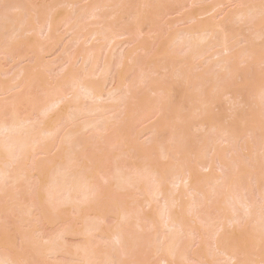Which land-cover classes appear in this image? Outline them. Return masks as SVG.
<instances>
[{
	"label": "bare ground",
	"instance_id": "6f19581e",
	"mask_svg": "<svg viewBox=\"0 0 264 264\" xmlns=\"http://www.w3.org/2000/svg\"><path fill=\"white\" fill-rule=\"evenodd\" d=\"M205 1L0 0V56H34L12 77L20 92L0 103V264H56L47 259L59 255L71 264H187L190 254L215 264L213 249L226 264H264V208L252 199L264 201V0H219L217 17L197 23L209 10L194 7L162 25L173 8ZM181 23L190 26L175 31ZM62 26L92 46L50 81L43 72L54 63L39 57L60 50ZM101 42L111 59L124 50L99 70ZM208 55L214 71L200 73ZM1 70L0 96L9 84ZM144 119L154 122L137 133ZM36 217L74 220L58 242L39 243L24 231ZM64 236L83 243L69 248Z\"/></svg>",
	"mask_w": 264,
	"mask_h": 264
},
{
	"label": "rangeland",
	"instance_id": "374dc122",
	"mask_svg": "<svg viewBox=\"0 0 264 264\" xmlns=\"http://www.w3.org/2000/svg\"><path fill=\"white\" fill-rule=\"evenodd\" d=\"M41 1H44V2H50V0H38V3L39 2H41ZM219 0H207V1H205V2H203V3H201V4H197V5H195V6H192L191 4H189V3H183V4H181V6H179V7H177V8H173L172 9V11L165 17V19L164 20H162L161 21V23H162V25L163 26H165L167 23H174V22H176V20H178L182 15H184V14H188L189 12H191V10L194 8V7H198V8H203V12H205L206 10L208 11L206 14H203L201 17H198L199 19H198V21H197V23H203L205 20H209V18H211V17H217V15L216 14H218L219 12V10H223L225 7H218V10L216 11V13L215 12H210V10L212 9V5L213 4H216L217 2H218ZM211 7V8H210ZM206 9V10H205ZM65 11V10H64ZM67 11H70V9H67ZM66 12V11H65ZM100 12V11H99ZM210 12V13H209ZM226 12H227V10H226ZM225 12V13H226ZM223 18V15H219L218 16V20H221ZM188 26H190V25H188V23H186V24H178L177 25V27L175 28V31H179V32H181V31H185L187 28H188ZM66 29H64V27L62 26V27H60L59 28V32H58V34L60 35V34H63V35H60L61 37H60V39H61V41H60V39H59V41H60V45H59V51L56 53L55 51V53L54 52H52L51 54L50 53H41L42 54V56L41 57H39L40 59H42L43 60V62H46L47 64H49V63H54V64H52V65H54V67H53V70L48 74V72H49V70L47 71V73L46 72H43V70H41L43 73H45L46 74V76H50V81H52L53 80V78H56L57 77V79H58V76H60V75H67V73H61V71H62V69H61V67H62V65L64 66V64L66 65L67 63V61H68V59L69 58H71V57H74L76 54H79L80 53V51H83L84 50V48L85 49H88V48H91V46H92V43L91 44H87V43H85V42H83V41H81V43L79 44L78 43V45H76V42H75V39H74V36L71 34V33H68V34H65L64 33V31H65ZM57 34V35H58ZM33 36V34H29L28 35V37H32ZM59 38V37H58ZM144 37H142V39H143ZM124 39V37L123 38H121L120 40H119V44H120V42H122V41H124L123 40ZM145 39H147V38H145ZM144 39V40H145ZM149 39H150V37H149ZM125 40H126V38H125ZM239 40V39H238ZM43 42H44V40H42ZM149 41V40H148ZM260 41H262V40H260ZM100 42V41H99ZM168 42H169V39H168ZM97 43V42H96ZM96 43H94V44H96ZM102 43V45L100 46V44ZM101 43H99V57H98V68L100 67L101 68V66H102V64H103V62L104 61H107L106 59L107 58H109L113 53H114V50H113V53H110L111 52V50H110V52H108L107 53V51L109 50V47L108 48H106V45H103V42H101ZM122 43H124V42H122ZM245 43L246 42H244L243 41V39H241V44L239 45L240 47H239V49H242L244 46H245ZM163 44V43H162ZM97 45V44H96ZM95 45V46H96ZM97 47H98V45H97ZM124 48L123 46H118L117 47V49L115 48V55L116 56H114L115 58H113L112 57V59H111V57H110V59L111 60H113L114 62L117 60H119V59H117V57L118 56H121V54L119 55V53L121 52V49L122 48ZM163 47V46H162ZM159 48H161V46L159 47ZM131 49V48H130ZM58 50V49H57ZM56 50V51H57ZM122 50H124V49H122ZM159 50L160 49H158L157 51H156V53L157 52H159ZM179 50V49H178ZM79 52V53H78ZM122 53V52H121ZM107 54L109 55V54H111V55H109L107 58H106V56H107ZM140 54V52L138 53V55ZM113 56V55H112ZM77 57V56H76ZM122 57V56H121ZM209 58V55L208 56H206V57H204V58H202L201 59V62L203 63V65H202V68L201 69H199V72L200 73H203V74H207V73H210V72H213L214 70L212 69V62H214V61H212L213 59L215 60V58H212L211 59V61H210V59H208ZM80 58H78V60H79ZM109 59V60H110ZM217 59V58H216ZM108 60V61H109ZM33 61H34V56L33 55H31V56H27V58L26 59H21V58H18L17 57V55H15V57H10V56H0V68L3 70H1L4 74H3V77H2V79L5 77V78H7V80H8V83L9 84H7V86H8V91L6 92V94H4V95H2V96H0V103H5V102H8L11 98H12V96L13 95H15V94H17V93H19L20 92V88H18L17 87V85L16 84H18V82L20 81L19 80V78H18V82L16 83V79L14 80L12 77L13 76H17V73H20V70L22 69V68H24V67H27V68H30L31 66H32V64H33ZM82 61H84L83 59H82ZM82 61L79 63L78 61V65H77V63H76V65H77V67H81L83 64H81L82 63ZM112 61V62H113ZM217 61V60H216ZM84 63V62H83ZM116 63V62H115ZM81 64V65H80ZM88 64H90V62H87V65ZM117 64V63H116ZM80 65V66H79ZM115 65V64H114ZM89 66V65H88ZM85 68L87 67V66H84ZM83 66H82V68H79L78 69V71H80L81 70V73H82V69L84 68ZM115 67V66H114ZM261 67H263V65L261 66ZM26 68V69H27ZM63 68V67H62ZM84 68V69H85ZM89 68V67H88ZM100 68H99V70H100ZM104 68V67H103ZM25 69V68H24ZM52 69V68H51ZM97 69V66H96V68H95V70ZM114 69V68H113ZM113 69H112V71H113ZM40 71V72H41ZM45 71V70H44ZM95 73H96V71H94ZM98 72V71H97ZM100 72V71H99ZM98 72V73H99ZM114 72V71H113ZM83 74V73H82ZM2 75V74H1ZM112 75H115V73L114 74H112ZM110 76L109 75V78H110V80L113 78V76ZM15 76V77H16ZM158 75H155L154 77L156 78ZM10 77V79L11 80H9L8 78ZM112 77V78H111ZM60 78V77H59ZM96 77H94V79H95ZM61 79V78H60ZM97 79H100V78H97ZM12 80H14L13 82H12ZM55 80V79H54ZM59 80V79H58ZM9 81H11V82H9ZM107 83H109L110 84V82H107ZM106 83V84H107ZM4 85H6V83L4 84ZM15 85H16V87H15ZM108 85V84H107ZM112 85H114V83L112 84ZM116 85V84H115ZM105 87V86H104ZM110 87V86H109ZM109 87H108V90H109ZM112 87L113 86H111L110 88L112 89ZM115 87V86H114ZM113 87V88H114ZM110 89V90H111ZM41 93H39V92H36V95H40ZM118 94V96H119V93H117ZM226 98V101H227V99L229 98H227V97H225ZM224 98V99H225ZM87 101V100H86ZM89 101V100H88ZM87 101V102H88ZM229 101H230V99H229ZM263 103H264V101H262ZM228 103V102H227ZM230 103V102H229ZM86 104H89V102L88 103H86ZM228 105V104H227ZM226 105V106H227ZM230 105H231V107L228 105L226 108H232V102L230 103ZM233 106H235L234 104H233ZM238 107V106H237ZM235 108V107H234ZM240 108H242V107H240ZM228 121V120H227ZM226 121V122H227ZM141 122V121H140ZM154 121H147L146 119H144V121L143 122H141L142 124H137L136 125V127H135V131L138 133L143 127H145V126H148L149 124H151V123H153ZM226 122H224L225 124H227ZM65 125H66V123H64ZM65 125H63V126H65ZM62 126V127H63ZM65 132H66V130L64 131V132H62V134H60L58 137H57V140L59 139V141L60 140H62V138H63V135L65 134ZM87 132V136H89V137H91L92 135L90 134V131H89V133H88V131H86ZM205 132H207V130H205ZM203 134H204V132H202ZM207 134H211V131H210V133L208 132ZM213 135H214V133H213ZM139 136V135H138ZM212 136V135H211ZM147 137H148V135L146 136L145 134H143L141 137H138V141L140 142V143H144V142H146V140H147ZM137 139V138H136ZM240 144V143H239ZM239 144H237V145H239ZM114 149V148H113ZM115 150H117L116 148L114 149V151ZM239 150H240V153H242V157H243V159L245 158H247V156H246V154L244 155V151L242 150V148L240 149V145L237 147L236 146V152H235V154L237 155V152H239ZM55 153V152H54ZM55 155V154H54ZM52 156V155H51ZM241 156V155H240ZM239 156V157H240ZM242 157H241V159H242ZM42 159V157H35L34 159H32L31 160V162L30 163H32V164H29V166H34L33 165V163H37V161L39 162L40 160ZM248 159V158H247ZM60 160V159H59ZM248 162H249V160H248ZM28 166V167H29ZM33 169V167H30L29 169L30 170H32ZM264 171V170H263ZM201 172V171H200ZM219 171H217V172H214L215 173V175L214 176H217V174H219V175H221V173H218ZM201 173H205V172H201ZM205 174H207V173H205ZM260 175H262V177H260L261 178V185L262 186H264L263 185V183H264V172H261V174ZM254 183V182H253ZM253 183H249V181H247V184L249 185V189H253V190H255L256 188H257V186H260L261 187V185L259 184V185H253ZM250 184H252L251 186H250ZM33 185H35L34 183L32 184V186H30V187H33ZM252 186H255V187H253V188H250V187H252ZM38 187V186H37ZM32 189V188H31ZM33 189H36V188H33ZM31 190L32 192L34 191V190ZM264 189V187H261V190H263ZM253 190H251V191H253ZM258 190H259V187H258ZM261 190L260 191H257V193H259L260 192V196H261ZM251 191H248V193L249 192H251ZM256 192V191H255ZM253 193V192H252ZM34 194H35V191H34ZM255 194V195H254ZM249 194H247V197L250 199V200H252L253 199V201H255L256 202V205H257V209H258V212H259V210H261L262 208H264V201H263V199H262V196H261V198L259 197V196H257L258 194H256V193H253V195H252V197L254 196V198H250L249 196H248ZM251 195V194H250ZM37 198V196H36V194L35 195H33V198ZM35 198V199H36ZM262 199V200H261ZM160 202V201H159ZM161 203V202H160ZM157 204V206H156V208L158 209V208H161L160 207V205L161 204ZM156 204V203H155ZM255 205V204H254ZM259 207L261 208V209H259ZM255 208V209H256ZM257 209L255 210V212L257 211ZM38 210V209H37ZM34 210V211H32V212H36V213H33V214H37V212H40V210ZM264 210V209H263ZM147 211V210H146ZM31 212V213H32ZM264 212V211H263ZM30 213V214H31ZM240 213V212H239ZM257 213V212H256ZM33 214H32V216H33ZM40 214V213H39ZM34 215V216H35ZM38 215V214H37ZM32 216L31 217H29V219L28 218H26V219H28V220H31L32 219ZM28 217V216H27ZM36 218H38V220H39V218H40V220H42L41 221V223L40 222H36V224L37 225H34L36 228L34 229V227H33V225L31 226V227H33V229L34 230H32L31 229V227L29 226H25L26 228H25V230L24 231H26V229H28V231H26V232H29L28 234H31V236H33L32 237V239L34 240H38V242L40 241L41 242V240H42V238L44 237V238H48L49 240H52V239H54V240H52V241H55L56 240V238H58L59 236H63V235H61V233H62V230L65 228V227H67V226H69L70 225V223L72 222V219L70 220V218L69 219H66V217H65V219L64 220H62V221H57L56 223L54 222H50L49 220H44L43 218L41 219V217H36ZM35 219V218H34ZM68 220V221H67ZM74 220V219H73ZM32 221H34L33 219H32ZM35 221H36V219H35ZM46 221H48V222H50V223H47ZM52 221V220H51ZM67 221V222H66ZM111 221V222H110ZM109 221V223H111V224H109L110 226H112V225H114L113 224V222H114V218H113V220H110ZM30 222V221H29ZM75 222V221H74ZM73 222V224L72 225H74L75 223ZM116 222V221H115ZM34 223V222H33ZM130 223H131V221H130ZM26 224H29V223H27V221H26ZM131 225V224H130ZM129 225V227H130V229L131 230H133V231H135V232H140L141 230H138V231H136L137 229H135V228H133L132 226H130ZM127 226V225H126ZM24 229V228H23ZM158 230L160 229V228H157ZM211 229H214V228H211ZM30 230H32V232H30ZM147 230V229H146ZM156 231V230H155ZM155 231H152V233L153 232H155ZM232 231V230H231ZM145 232H151V230L149 231V229L147 230V231H145ZM144 232V234H146ZM159 232H161V229H160V231ZM166 232H168V231H166ZM143 232H141V233H138L139 235H141ZM152 233H150V235L152 234ZM99 234V233H98ZM98 234H96V235H94V236H92L91 238V242L93 243V245H97L99 242H100V238H99V236L101 237V235H99V236H97ZM153 235V234H152ZM151 235V236H152ZM145 236V235H144ZM146 236H149V235H146ZM145 236V238L147 239V238H149V237H146ZM150 236V238L152 239L153 238V236L151 237ZM42 237V238H41ZM65 237V239L63 238V237H60V238H63L64 239V243H66L67 245H69V248L71 247V246H77V245H79V244H82L83 243V238H78V239H75V238H71L70 236L68 237H66V236H64ZM43 238V239H44ZM208 238V237H207ZM209 238H210V235H209ZM17 240H19V237H18V239ZM46 240V239H45ZM44 240V242L45 243H47L46 241ZM49 240H47V241H49ZM59 240H61V239H59ZM208 240H210V239H208ZM43 241V240H42ZM39 242V243H40ZM44 242H41V243H44ZM56 242H58V239L56 240ZM60 242V241H59ZM212 242H213V240H212ZM211 242V244H212V249H213V243ZM19 243H20V240H19V242L18 243H16V246H17V248H18V246H19V248H21L20 247V245H19ZM102 243V242H101ZM104 243V242H103ZM18 244V245H17ZM209 244H210V242H209ZM101 245H105V246H102L103 248L104 247H106V244H101ZM215 245V244H214ZM92 246V245H91ZM100 245H97V247H99ZM93 247V246H92ZM96 247V246H95ZM211 247H209V248H211ZM199 248V247H198ZM216 248V247H215ZM73 249V248H72ZM193 249V248H192ZM192 249L190 250V252H189V254L190 253H192L191 251H192ZM195 249V248H194ZM193 249V250H194ZM196 250H197V246H196ZM196 250L194 251V252H196ZM210 251H211V249H209ZM209 250H208V252H209ZM20 251V250H19ZM213 252V253H212ZM212 252L211 253H209L208 255L210 256V254L212 255L213 254V257H211V259L210 260H213L214 259V262H215V264H226L228 261H227V258H226V261H224L225 259H221V257L223 256V254L221 255L220 254V256H218V255H216V254H219V251H217L216 250V252H215V249H213L212 250ZM215 252V253H214ZM188 254V255H189ZM195 255V254H194ZM193 254H190L189 256H187L188 258L187 259H189V262L187 263L186 261V263L187 264H198V262L199 261H197V260H199V259H195L196 257L194 256ZM192 256H194L195 258V260L193 259V257ZM149 258L151 257V256H148ZM192 257V258H191ZM70 257H68L67 255L65 256V255H59V256H56V257H51V258H48L47 259V261H49L50 263H56V264H58V263H60V264H62V263H64V264H71L72 262V260H70L69 259ZM155 258V257H154ZM157 259H151V260H157V261H151L153 264L155 263V264H158L159 263V260H158V258L159 257H156ZM223 258V257H222ZM224 258H225V256H224ZM252 258H255L254 256L252 257V256H250L249 257V259H252ZM41 259V258H40ZM215 259H216V261H215ZM34 261V260H33ZM38 261H39V258H36L35 259V262L34 263H38ZM188 261V260H187ZM40 262H42L41 260H40ZM62 262V263H61ZM36 263V264H37ZM73 263H74V261H73ZM200 263H201V261H200ZM211 263H213V262H211ZM229 263V262H228Z\"/></svg>",
	"mask_w": 264,
	"mask_h": 264
}]
</instances>
